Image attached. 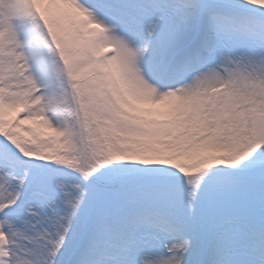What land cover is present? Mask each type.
Listing matches in <instances>:
<instances>
[{
	"label": "snow or ice",
	"instance_id": "obj_1",
	"mask_svg": "<svg viewBox=\"0 0 264 264\" xmlns=\"http://www.w3.org/2000/svg\"><path fill=\"white\" fill-rule=\"evenodd\" d=\"M0 264H264V0H0Z\"/></svg>",
	"mask_w": 264,
	"mask_h": 264
}]
</instances>
